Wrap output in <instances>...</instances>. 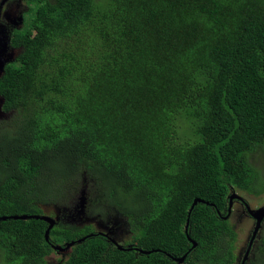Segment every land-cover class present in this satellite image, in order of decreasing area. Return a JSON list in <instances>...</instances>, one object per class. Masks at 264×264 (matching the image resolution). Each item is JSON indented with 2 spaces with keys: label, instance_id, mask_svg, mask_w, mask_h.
Instances as JSON below:
<instances>
[{
  "label": "trees",
  "instance_id": "trees-1",
  "mask_svg": "<svg viewBox=\"0 0 264 264\" xmlns=\"http://www.w3.org/2000/svg\"><path fill=\"white\" fill-rule=\"evenodd\" d=\"M25 2L0 76L1 263L73 240L62 264H235L229 185L264 191V0ZM78 182L135 229L123 249L89 225L44 239L34 215Z\"/></svg>",
  "mask_w": 264,
  "mask_h": 264
},
{
  "label": "rangeland",
  "instance_id": "rangeland-1",
  "mask_svg": "<svg viewBox=\"0 0 264 264\" xmlns=\"http://www.w3.org/2000/svg\"><path fill=\"white\" fill-rule=\"evenodd\" d=\"M7 6L14 7V12L12 17L16 16L19 12L24 9V2L22 0H9ZM1 113V111H0ZM2 117V116H0ZM259 157H255V160L258 162V169L263 178L260 179L255 185L253 192L264 187V151ZM81 184V185H79ZM230 190L234 191L232 186ZM83 183H77L69 192L67 199L61 200L58 202L57 206L47 205L45 208H42L43 214L51 216L55 220L56 226L63 227H80L83 225H89L91 229H94V232H103L106 233V236H109L112 239H116L119 245H128L130 243V236L127 232H123L124 218L118 215L115 211L105 206H90L86 202L85 195L82 193ZM241 195L251 209H257L256 206L261 204L264 201V191L261 194H248L245 192H237ZM238 204L233 205V212L230 214L228 220L232 227L237 232V241L235 243L234 253L235 264H238L242 253L246 247L248 234H250L253 228V221L247 216L238 213L237 211ZM120 220V222H118ZM260 235V234H259ZM259 235L256 240V244L259 242ZM114 238H113V237ZM48 238L52 240H58L54 237L53 234H49ZM53 244L63 246L64 243L61 242H52ZM135 245H137L135 243ZM123 247V246H122ZM69 251V249H68ZM256 251V248H255ZM66 250L56 251L52 250L47 254L43 259V264H62L63 260L66 257ZM251 256L248 255L249 259ZM0 264L1 261H0Z\"/></svg>",
  "mask_w": 264,
  "mask_h": 264
},
{
  "label": "flooded vegetation",
  "instance_id": "flooded-vegetation-1",
  "mask_svg": "<svg viewBox=\"0 0 264 264\" xmlns=\"http://www.w3.org/2000/svg\"><path fill=\"white\" fill-rule=\"evenodd\" d=\"M24 2V9L19 12L16 16L12 17V13L14 12V7H10L7 6L9 3V0H5L3 3H0V76L3 75L4 71H5V67L10 65V63L12 62L13 58L15 57V50L12 46V38H13V34L14 31L21 28L23 25V21H24V13L28 8L27 3L25 2V0H22ZM1 2V0H0ZM14 55V57H13ZM249 161L251 162L252 166L259 171L258 169V162L255 160V158L250 159ZM260 172V171H259ZM230 189V187H229ZM233 192H235L237 194V192H241L239 190H236L235 188H233ZM232 191V190H231ZM239 195V194H237ZM241 198L239 197H234L232 198V202H231V210L228 208V200H227V207H226V215L228 214L230 216V214L234 211L233 210V205L235 203L238 204L237 206V211L238 213L247 216L249 219H251L253 221V224L255 222L254 218L248 213V210L245 206V204H247V202L245 201V199L239 195ZM248 205V204H247ZM264 205V201L257 205V207L263 206ZM109 207V206H107ZM110 209H112L113 211H115L114 207H109ZM230 211V213H229ZM119 215V214H118ZM227 215V216H228ZM122 216V215H121ZM123 217V216H122ZM124 218V217H123ZM229 218V217H228ZM118 222H120V220H118ZM123 232H127L130 236V240L132 238V234H133V230H135L134 228H131V226L127 223V221H125L124 219V226H123ZM253 230V228H252ZM251 230V232H252ZM248 234V238H247V243H246V247L244 249V252L242 253V256L240 257V260L238 262V264L242 263V258L245 255L246 251H248V255H250L251 257L249 259H251L252 257L255 256V248L256 250L260 248V246L263 244V239H264V217L260 223L259 229L256 232V235H254V239L251 240V243L249 245L248 239H249V235ZM101 237L100 238H104L110 242H112V244L115 245V243H117L116 239H112L109 236H106V233L103 232H97ZM260 234V235H259ZM259 235V242L258 244H256V240L257 237ZM136 247V246H133ZM67 251V250H66ZM248 258H246L244 264H248L249 261Z\"/></svg>",
  "mask_w": 264,
  "mask_h": 264
},
{
  "label": "water",
  "instance_id": "water-1",
  "mask_svg": "<svg viewBox=\"0 0 264 264\" xmlns=\"http://www.w3.org/2000/svg\"><path fill=\"white\" fill-rule=\"evenodd\" d=\"M5 0H1L0 3H3ZM82 193L85 195V198H86V201H87V197H86V191L84 190V188H82ZM236 198V197H239V195H237L235 192H231L228 196H227V200H228V208L230 209V206H231V202H232V198ZM240 198V197H239ZM198 202H201V203H205V204H209L207 201H204L203 199H200V198H194L189 206V210H191ZM247 210H248V213L254 218L255 222H254V226H253V230H252V234H251V237H250V240H249V245L251 243V240L253 239L254 235L256 234V232L258 231L259 229V226H260V223L264 217V205L263 206H260L258 207L257 209H251L249 207V205L245 204ZM29 217V216H28ZM26 216H14L12 217L13 219L14 218H19V219H25V218H28ZM35 218H39L40 220H43L44 222L47 223V227L45 228V231H44V239L46 241H48V236H49V232L51 230V228L55 225V220L51 217V216H47V215H34ZM1 219H4V217H0V220ZM188 221V219H187ZM187 227V224L185 226V228ZM88 236V235H86ZM86 236L84 237H81L79 239H77V242H81ZM189 242L191 243V248L192 247H195L196 243L189 237L187 236ZM74 244V241L71 240V241H66L64 243L63 246H59V245H56V244H52L51 247L56 250V251H64L66 249H68L70 246H72ZM118 248L119 249H123L121 245H118ZM137 248H135L136 250ZM138 251V249H137ZM152 250H149V251H141L139 250V252H144V253H149L151 252ZM249 251V249H248ZM248 251H246L245 255L243 256L242 258V263L241 264H244L246 258H247V254H248ZM186 254L180 256V257H174L173 260L175 262H177L178 264L181 263L184 258H185Z\"/></svg>",
  "mask_w": 264,
  "mask_h": 264
},
{
  "label": "clouds",
  "instance_id": "clouds-1",
  "mask_svg": "<svg viewBox=\"0 0 264 264\" xmlns=\"http://www.w3.org/2000/svg\"><path fill=\"white\" fill-rule=\"evenodd\" d=\"M232 191L230 190V191H228V194L226 195V198H227V196L231 193ZM240 197V196H239ZM241 198V197H240ZM230 210H231V206H230ZM229 213H230V211H229ZM254 226V225H253ZM251 234H252V232H251ZM256 235V234H255ZM251 237V235H249V238ZM254 239V238H253ZM63 243H65V242H63ZM123 247H125V246H123ZM136 248V247H135ZM53 249V248H52ZM67 250V249H66Z\"/></svg>",
  "mask_w": 264,
  "mask_h": 264
}]
</instances>
